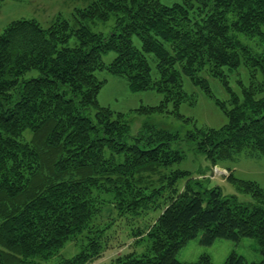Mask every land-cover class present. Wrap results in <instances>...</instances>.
I'll list each match as a JSON object with an SVG mask.
<instances>
[{
	"label": "trees",
	"instance_id": "trees-1",
	"mask_svg": "<svg viewBox=\"0 0 264 264\" xmlns=\"http://www.w3.org/2000/svg\"><path fill=\"white\" fill-rule=\"evenodd\" d=\"M72 17L58 15L46 28L15 20L0 34V264L46 263L78 237L80 252L55 264H93L119 235L147 250L109 264H211L208 255L176 259L200 232L203 245L253 238L263 260L252 264H264V188L231 172L226 181L253 200L245 204L203 186L205 172L243 152L264 157V47L241 40L264 43V0H92ZM111 18L107 36L83 25ZM109 52L116 56L105 64ZM240 65L261 80L231 109L221 105L224 126L183 138L148 124L133 135L125 114L97 100L106 79L96 73L105 72L130 92L162 95L134 112L163 113L186 100L183 77L208 94L202 73L226 84L225 70ZM182 143L206 162L195 178L175 168ZM224 264L248 263L233 253Z\"/></svg>",
	"mask_w": 264,
	"mask_h": 264
},
{
	"label": "rangeland",
	"instance_id": "rangeland-1",
	"mask_svg": "<svg viewBox=\"0 0 264 264\" xmlns=\"http://www.w3.org/2000/svg\"><path fill=\"white\" fill-rule=\"evenodd\" d=\"M92 0H4L0 4V34L10 22L15 20H35L42 27H48L56 16L73 21L72 14L75 9L85 8ZM93 33H100L107 36L115 25L114 18L106 22L84 21ZM243 43L248 44L255 50L263 49V42L258 43L256 38L249 39L241 37ZM134 45L140 47L137 38L133 39ZM77 40L72 37L69 46L74 47ZM116 53L109 52L102 57L105 64H109L115 58ZM151 67L155 68V63L151 56H148ZM99 80L106 79V84L102 87L98 95V103L103 107H109L114 112H120L126 115L130 125L131 134H136L144 125H152L157 129L177 133L184 137L187 132L195 127L220 128L224 126L228 119L223 112L221 105L226 109L233 107V97L242 98L243 88L249 87L252 82L261 80V73H254L251 70L240 65L235 70H225L224 80L208 76L202 73L209 86V93L206 94L199 85H194L186 77H183V91L187 95L186 100L181 102L177 109L172 102L167 103L163 113L144 115L134 112L135 109L142 106H157L163 101L161 94L154 90L141 92H130L126 81L121 77L111 76L105 72L96 73ZM185 158L182 163L175 166L183 171H189L192 178H195L197 172L203 171L206 162L200 155L194 154L193 150L188 148L185 143L181 146ZM244 180L256 182L261 188H264V157L251 158L246 152L205 172L207 175L203 182L204 188L219 187L223 195L235 196L239 202L248 204L253 200L250 195L236 189L234 185L226 181L230 173ZM186 178L179 181V186L183 185ZM129 230L130 228L127 227ZM127 229H123L126 232ZM123 236V237H122ZM121 242L112 245L102 257L93 264H109L117 256L134 252L141 255L147 250L148 243L141 242L138 246L130 247L131 240H126L124 235H119ZM125 237V238H124ZM120 239L118 241H120ZM202 233L187 242V244L178 251L176 259L183 263L196 262L202 255H208L211 264H224L230 254H236L245 259L248 264L258 263L263 260L259 247L253 238L243 237L238 241H229L226 239H216L211 245L201 243ZM82 238L78 237L74 241L67 242L59 253L43 264H55L60 259H70L81 250Z\"/></svg>",
	"mask_w": 264,
	"mask_h": 264
}]
</instances>
